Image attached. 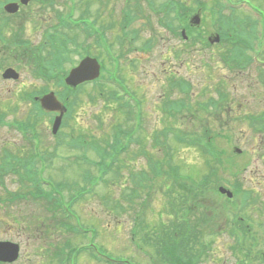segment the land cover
<instances>
[{"label":"rangeland","instance_id":"374dc122","mask_svg":"<svg viewBox=\"0 0 264 264\" xmlns=\"http://www.w3.org/2000/svg\"><path fill=\"white\" fill-rule=\"evenodd\" d=\"M148 1H153L154 6H150ZM182 1L187 3L188 11L199 8L200 4L205 6L203 15L200 12L203 23L199 26L204 29L201 30L206 39L213 31L212 13L207 7L211 0H199L200 3L198 0ZM260 1L264 7V0ZM164 2L166 0H29L16 15H3V11L0 23L8 21L2 29L6 37L12 39L16 29L21 39L32 42L24 47L25 50L16 51L12 43L0 41V109L7 112L5 122L0 123V151L1 146L7 144L10 151L22 156L32 151V144L36 142L33 138L39 137L43 153L48 157L45 176L74 186L77 181L83 183L82 173L86 169L96 173L97 166L87 165L81 158V151L70 149L52 134L51 114L38 118L36 137L32 131L25 133L19 129V123L24 124L28 119L34 121L36 118V110L32 101L28 100L27 93L47 86L55 91L62 89L56 82H46L36 76L34 70L38 63L32 51L52 30L51 27L57 25L58 12L67 11V5L73 4L75 18L89 9L88 16L96 18L102 27L107 28L106 35L115 42L114 49L119 53V49H122L118 42L119 28L117 26L109 30L108 27L115 23L121 24L123 11L131 7L134 11L131 27L139 30L133 49L126 47L122 50V66L118 65V59L109 60L106 56L101 62L108 75L119 69L118 75L128 92L137 100L139 97L142 99L141 122H138L137 114L133 120L131 114H120L115 104L113 108L108 106L111 104L106 95L114 87L107 77L102 81V88L90 83L82 86L74 98L71 97L75 99V109L61 129L67 137L83 134L90 139L108 141L119 122L122 123V129L133 132L127 151L119 155L113 171L104 177L93 192L78 199L73 204V211L80 217L81 223L97 228V237V230L93 229L94 245L99 252L114 258L126 256L135 264H169L161 254V247L165 242L173 244L168 238L169 231L178 219L183 230L189 232L191 229L185 226L198 225L206 218L208 221L201 224L197 232L184 238L182 252L196 255L199 264H238V261L239 264H264V128L255 129L248 120L251 115L264 113V79L261 76L264 67L248 66L244 71L227 68L221 57L222 47L206 48L198 42H182L164 24V12L155 10ZM138 5L141 9L134 8ZM170 18L168 15L165 17ZM62 32L77 38L79 43H91L93 50L100 54L96 39L89 40L82 26L70 32L69 28H63L59 33ZM151 37L154 38L152 48L145 50L143 44ZM108 50L112 52L110 47ZM75 58L78 62L79 57ZM132 61L134 64L130 63ZM9 66L20 72L19 79L5 80L1 77L3 69ZM170 71L174 72L172 76H169ZM170 77L174 79L170 80ZM180 81L191 85L188 93L179 88ZM218 88L225 90L229 96L225 107L217 111L204 110L200 105L214 98ZM99 90L106 97L100 96ZM60 96L63 97V94ZM173 100L184 101L186 108L180 112H170L168 107ZM228 109L231 111L227 112ZM176 133L203 134L216 138L215 148L225 151L223 164H218L217 159L207 158L199 148L181 145L176 141ZM156 137L161 141L157 143ZM162 141L167 142L166 148H162ZM236 147L243 152L236 151ZM94 153L89 151V157L95 159ZM156 160H171L180 166L181 174L193 176L198 181L209 175L210 169L219 167L221 179L217 183L231 188L234 182H239L243 190L252 193L245 195L241 191L235 198L227 199L214 193L212 188L204 192L191 188V181L188 180L187 184L181 183L180 186L188 187L185 191L192 192L187 194L178 188L180 182L166 173L157 183L154 180L152 190L138 191L141 199L139 197L137 201L146 200L140 210V206L137 207L135 202L128 199L131 187H136V176L148 171L152 161ZM223 165L226 166L225 170ZM28 189L15 175L7 176V180L3 178V182H0V239H10L21 245L19 259L7 260L11 263L6 264H59L58 251L61 247L67 243L80 246L89 240L87 236L74 232L59 231L56 220L51 225L37 226L39 218L48 220L52 215L44 210L45 202L42 200L31 201L29 196L30 201L23 203ZM65 192L68 197L74 193ZM180 197L187 199L186 202L181 203ZM5 198L7 204L2 202ZM243 198L249 201L243 213L246 221H243L242 226L250 225L246 227L247 234L244 231L246 235L242 232V237H245L238 241L236 236L232 237L229 233V222L232 213L240 210L234 208L235 204L240 205ZM250 198H253L254 204H250ZM117 200H121L120 206L116 205ZM23 225L27 226L25 230L22 229ZM235 246L239 249L237 257L234 255ZM70 264H73L71 260ZM78 264L101 263L85 252Z\"/></svg>","mask_w":264,"mask_h":264},{"label":"flooded vegetation","instance_id":"af4514ba","mask_svg":"<svg viewBox=\"0 0 264 264\" xmlns=\"http://www.w3.org/2000/svg\"><path fill=\"white\" fill-rule=\"evenodd\" d=\"M133 39L134 38H132V41H133ZM122 45L124 47H128L129 45L133 46V42L129 43L127 41H122ZM120 54H123V51H121ZM118 59H120V58H118ZM132 62H130V63H132ZM109 81H111V80H109ZM122 83L123 82H122L120 76L118 75L117 77H115L114 81L110 82V85L114 86V84H116L119 87L122 86L125 89H127V87H125ZM137 84L140 85L139 83H137ZM122 103H124V101H122ZM111 108H113V105L111 106ZM35 145H36V143L32 144V151L30 153H23L22 156L21 155H17L13 151H10L7 148V144H3L1 146V151L0 152H5V154H4L5 158L9 159V160H11L13 162L16 161V158L20 159V160H28L29 162L30 161H37L38 160L37 159V157H38L37 154H41L48 161V157L43 153V149L41 148V143H39V147H35ZM7 152L9 154H7ZM37 166H39V165H37ZM11 167H13V166H11ZM6 168H7V165H6ZM45 168L47 169V167H45ZM32 172H34V171H32ZM37 189L38 188L30 187L28 189V191L36 192ZM28 198H29L28 194H25V200L23 201V203L29 202L30 200ZM42 202H45L44 210H46V212L48 214L52 215V218H50L48 220H41V218H39V221L36 224L37 226H40V225L42 226V225H46V224L51 225L52 222H54V220H56L58 222V224L54 223L55 225H58V226L70 225L72 223V218H71V215H72L71 213H72V210H73L72 208H73V204L77 203L76 201L72 200V198L68 197L67 201H57V202L42 201ZM33 224H35V223H33ZM23 226L27 227L26 225H23Z\"/></svg>","mask_w":264,"mask_h":264},{"label":"water","instance_id":"95a60500","mask_svg":"<svg viewBox=\"0 0 264 264\" xmlns=\"http://www.w3.org/2000/svg\"><path fill=\"white\" fill-rule=\"evenodd\" d=\"M11 9L15 10L16 6L15 5L11 6ZM96 65H97L96 60H92V59L84 60L78 68L74 69L71 72L70 78L68 79L69 82L77 84L87 78L94 76L95 73L97 74L98 72V66ZM51 97H52L51 95L46 96L43 101L46 107L53 109L57 105L55 103V105L53 106V101ZM60 120L61 118L56 121L57 123L55 125V130L58 124H60ZM18 253H19L18 245L11 243V242H0V260L1 261L15 260L18 257Z\"/></svg>","mask_w":264,"mask_h":264},{"label":"trees","instance_id":"16d2710c","mask_svg":"<svg viewBox=\"0 0 264 264\" xmlns=\"http://www.w3.org/2000/svg\"><path fill=\"white\" fill-rule=\"evenodd\" d=\"M62 57H63V53L58 52L57 55H56V57L48 62V65L46 66V69H45V72L46 73H44V74H48L51 70H53V68L55 66H60L61 67L63 65ZM1 114L4 115L6 113L3 112V111H1V109H0V119H2V115ZM159 170H160L159 167H157L158 173L160 172ZM146 178H148V177H146ZM206 178H210V175L207 176ZM206 180H208V179H206ZM185 193H187V192L185 191ZM190 193H192V192H188V194H190ZM193 193H195V192H193ZM191 199L194 200L195 197L194 198H191ZM180 200L186 202L187 199H181V197H180ZM195 203H197V202H195ZM188 226H190V224H188ZM194 227L195 226L188 227L191 230L189 232L187 231V234L188 233L189 234L195 233L196 230L194 229ZM169 233L170 234H169V237L168 238L171 239V241L173 242V244L170 243L171 244V255H172L173 261L179 262V260H180V254H182V252H181L182 242L184 240V230H183L182 223L180 221L177 222L175 224V226L173 228H171V230L169 231ZM188 244L190 245L189 242H188Z\"/></svg>","mask_w":264,"mask_h":264}]
</instances>
